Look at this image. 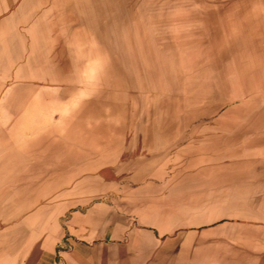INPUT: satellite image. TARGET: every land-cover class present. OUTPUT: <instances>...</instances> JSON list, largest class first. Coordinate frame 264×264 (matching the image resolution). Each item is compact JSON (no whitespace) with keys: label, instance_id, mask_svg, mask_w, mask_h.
I'll return each instance as SVG.
<instances>
[{"label":"rangeland","instance_id":"374dc122","mask_svg":"<svg viewBox=\"0 0 264 264\" xmlns=\"http://www.w3.org/2000/svg\"><path fill=\"white\" fill-rule=\"evenodd\" d=\"M0 30V214L101 203L153 264H264V0H5Z\"/></svg>","mask_w":264,"mask_h":264},{"label":"crops","instance_id":"0c3cea01","mask_svg":"<svg viewBox=\"0 0 264 264\" xmlns=\"http://www.w3.org/2000/svg\"><path fill=\"white\" fill-rule=\"evenodd\" d=\"M6 42L0 30V49ZM15 62L0 57V80L14 78ZM69 200L53 198L48 216L42 200L0 214V264H153L152 232L132 229L105 204L73 211Z\"/></svg>","mask_w":264,"mask_h":264},{"label":"bare ground","instance_id":"6f19581e","mask_svg":"<svg viewBox=\"0 0 264 264\" xmlns=\"http://www.w3.org/2000/svg\"><path fill=\"white\" fill-rule=\"evenodd\" d=\"M213 60V59H212ZM64 113V112H63Z\"/></svg>","mask_w":264,"mask_h":264}]
</instances>
